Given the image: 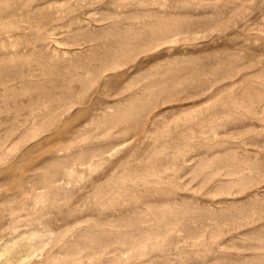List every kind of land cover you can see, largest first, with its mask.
Here are the masks:
<instances>
[{
  "label": "rangeland",
  "instance_id": "374dc122",
  "mask_svg": "<svg viewBox=\"0 0 264 264\" xmlns=\"http://www.w3.org/2000/svg\"><path fill=\"white\" fill-rule=\"evenodd\" d=\"M0 264H264V0H0Z\"/></svg>",
  "mask_w": 264,
  "mask_h": 264
}]
</instances>
